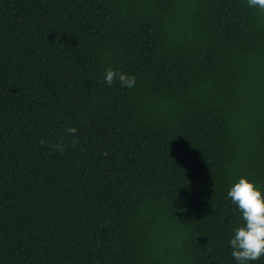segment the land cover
<instances>
[{"label": "trees", "instance_id": "16d2710c", "mask_svg": "<svg viewBox=\"0 0 264 264\" xmlns=\"http://www.w3.org/2000/svg\"><path fill=\"white\" fill-rule=\"evenodd\" d=\"M241 178L264 196V12L0 0V264H237Z\"/></svg>", "mask_w": 264, "mask_h": 264}, {"label": "clouds", "instance_id": "9594fccd", "mask_svg": "<svg viewBox=\"0 0 264 264\" xmlns=\"http://www.w3.org/2000/svg\"><path fill=\"white\" fill-rule=\"evenodd\" d=\"M248 6L257 8L264 12V0H247ZM119 80L122 87L132 88L135 86L136 78L122 72L108 68L104 73V82L111 86L114 81ZM68 135L74 137L72 146L78 145V129L69 127L66 129ZM41 145L45 141H40ZM52 150L63 153L65 145L63 140L59 143L49 145ZM232 203L237 205L242 213L244 225L234 230V236L230 239L232 256L237 264H246L247 261L257 260L264 255V196L257 190L253 183L241 178L227 193Z\"/></svg>", "mask_w": 264, "mask_h": 264}]
</instances>
